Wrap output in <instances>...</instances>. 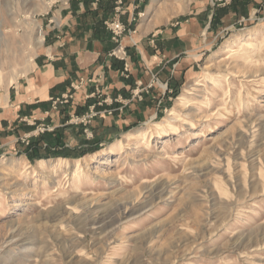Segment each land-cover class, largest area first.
Instances as JSON below:
<instances>
[{"label": "rangeland", "instance_id": "374dc122", "mask_svg": "<svg viewBox=\"0 0 264 264\" xmlns=\"http://www.w3.org/2000/svg\"><path fill=\"white\" fill-rule=\"evenodd\" d=\"M80 2L0 0V264H264V0H104L126 92L16 117L8 87Z\"/></svg>", "mask_w": 264, "mask_h": 264}, {"label": "crops", "instance_id": "0c3cea01", "mask_svg": "<svg viewBox=\"0 0 264 264\" xmlns=\"http://www.w3.org/2000/svg\"><path fill=\"white\" fill-rule=\"evenodd\" d=\"M105 4L104 0H88L87 3H78L73 9L66 5L56 11L53 28L57 33L47 37L43 49L35 56L33 68L6 91L3 104H9L16 117L21 110L24 114L27 109L29 115L44 117L55 104L69 101L66 98L58 99L68 95L73 99L70 104L82 105L97 102L94 97L97 89L102 88V92L109 96L114 91V97L121 89V92H126V81L121 79L125 76L124 71L113 66L109 39L103 35V30H97ZM165 57L171 62L175 55ZM149 61L152 65L155 63L153 66L158 64L154 55ZM162 61L159 58V63ZM186 65L180 64V67ZM136 67L134 64L129 68L127 76H131L132 80L139 79ZM146 76L151 83L153 74L147 72Z\"/></svg>", "mask_w": 264, "mask_h": 264}, {"label": "trees", "instance_id": "16d2710c", "mask_svg": "<svg viewBox=\"0 0 264 264\" xmlns=\"http://www.w3.org/2000/svg\"><path fill=\"white\" fill-rule=\"evenodd\" d=\"M99 2H101V1H103V0H98ZM85 2L87 3L88 2V0H85ZM105 7V6H104ZM104 10H105V8H104ZM55 132H54V134L53 133H47V132H45L44 134H42V135H40L39 136V138H36L33 142H32V146L30 147L31 148V151L34 153V155H30V157H33V156H37V157H40V158H43L44 157V154L41 152V151H43V142L44 141H46V140H52V139H49V135L51 136L52 134L53 135H56V136H59V132H61V130L59 131V130H54ZM58 139H56L57 140V142H59V138H60V136L59 137H57ZM100 141H98V143H99ZM58 144V143H57ZM56 144V145H57ZM59 152V151H64V150H62V149H59V150H56V152ZM60 153V152H59ZM64 153V152H63Z\"/></svg>", "mask_w": 264, "mask_h": 264}, {"label": "built area", "instance_id": "2783aa9c", "mask_svg": "<svg viewBox=\"0 0 264 264\" xmlns=\"http://www.w3.org/2000/svg\"><path fill=\"white\" fill-rule=\"evenodd\" d=\"M120 1V3H122V0H118ZM120 5L117 6V10L120 11ZM112 25L115 27V28H118L119 30L121 29L122 25L121 23L119 22V20H115Z\"/></svg>", "mask_w": 264, "mask_h": 264}, {"label": "bare ground", "instance_id": "6f19581e", "mask_svg": "<svg viewBox=\"0 0 264 264\" xmlns=\"http://www.w3.org/2000/svg\"><path fill=\"white\" fill-rule=\"evenodd\" d=\"M199 85H201V83H199ZM184 97H181V99H183ZM41 161H44L45 162V160H41ZM106 218V217H105ZM104 217H103V219H99V220H96V221H94L93 223L94 224H96L97 222H103L104 221V219H105ZM110 222V221H109ZM103 226V225H102ZM102 229V228H101Z\"/></svg>", "mask_w": 264, "mask_h": 264}]
</instances>
